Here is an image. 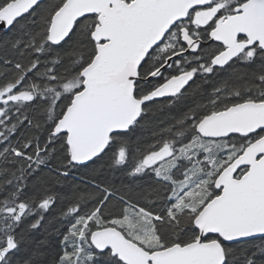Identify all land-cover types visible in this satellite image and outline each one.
Instances as JSON below:
<instances>
[{"label":"snow or ice","instance_id":"6c2138e0","mask_svg":"<svg viewBox=\"0 0 264 264\" xmlns=\"http://www.w3.org/2000/svg\"><path fill=\"white\" fill-rule=\"evenodd\" d=\"M0 264H264V0H0Z\"/></svg>","mask_w":264,"mask_h":264},{"label":"trees","instance_id":"16d2710c","mask_svg":"<svg viewBox=\"0 0 264 264\" xmlns=\"http://www.w3.org/2000/svg\"><path fill=\"white\" fill-rule=\"evenodd\" d=\"M145 135H149V133L146 132Z\"/></svg>","mask_w":264,"mask_h":264}]
</instances>
